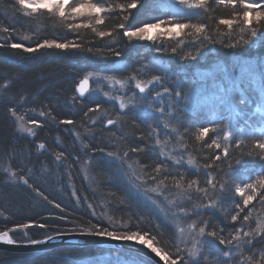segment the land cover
I'll use <instances>...</instances> for the list:
<instances>
[{
	"label": "snow or ice",
	"instance_id": "6c2138e0",
	"mask_svg": "<svg viewBox=\"0 0 264 264\" xmlns=\"http://www.w3.org/2000/svg\"><path fill=\"white\" fill-rule=\"evenodd\" d=\"M213 3L218 7L222 6L223 9L231 10L228 18H219L213 21L217 25L215 29L206 25L203 19L205 17L211 18L209 13L215 11L210 0H173L167 7L165 15H153L139 25H133L129 22V17L135 15L131 10L139 11L146 5L150 9L159 6L149 2V0H15L13 8L24 17L29 19L46 17L52 21L54 29L62 28L66 33H72L73 36L69 38L67 35H62L59 39L46 38L42 43H37L35 47H32L31 43L25 46L20 42H7V37H0L5 41L0 43V48L22 49L23 52L30 54L41 49H56L62 52L87 51L94 56H98L104 49H107L109 55L120 57L122 53L117 49V45L126 39L128 42L133 40L152 41L155 51L167 53L170 50L173 54L180 55L181 60L188 61L197 60L198 57L203 58L205 50L210 52V46L217 44L222 47L237 49L259 40L264 45V0H213ZM194 18L195 22H193ZM110 20L121 22L109 27L107 22ZM81 29L90 30L92 36L99 41H105L107 38V42L86 44L80 36ZM161 29L162 31L156 32V30ZM120 30H123L122 33ZM0 32L8 33L9 28L0 27ZM183 37H190L191 39H184ZM161 38H167L173 43H157ZM23 39L30 41L31 37L24 36ZM178 49L180 50L179 53ZM100 58L105 59L106 57L100 56ZM137 64V67L124 65L118 74L110 75L107 71L99 70L88 72L75 91L78 93V97L82 98L89 91L86 86L90 81H98L106 85L108 90L103 91V95L106 101H114L119 105V112L116 114V119H107L106 124H104L105 128L117 125L121 120L131 119L129 113L137 107H142L146 101L148 109L160 114L159 117L152 118L157 122L155 126L152 123L148 124L150 129L148 136L155 140V147L159 148L160 162L151 169V172H148L146 171L147 165L140 164L139 169H137V166L129 158L128 151L121 153L116 148L108 151H105V148L94 149V151L105 153L107 160L104 162L115 164L117 170L128 180L129 191L127 196H122L120 199L121 205L129 206L126 212L127 222L121 218L117 224L107 212L103 216H98L95 206L85 200L87 207L92 209V216L97 217V219H107V226L103 224L98 226L95 223H90L88 226L81 225L79 234L106 237L114 241H130L142 245L148 249L152 257H149L148 260H140L139 264H149V262L151 264H264V246L257 248L258 244L264 245V217L257 218L255 226L252 227L253 209L256 206L249 207L254 200H257L259 205L264 207V127L260 128L261 137L249 142V146L242 130L235 128L232 123L235 117L247 116L248 119H251L256 113H260L262 123H264V83L260 88L259 104L255 112L249 113L244 110L235 111L233 109L227 116L221 115L226 104H235L236 94L232 92L229 96L217 95L216 98L219 101L217 109L219 111L216 115L218 119L208 120V123L213 126L191 124L186 127L187 121L175 113H183L187 110L189 100L194 93L201 89L227 92L230 91L232 85L228 84L227 81L217 80H213L211 85L207 82H189L191 87L188 91H184L182 81L175 80L170 85V75L151 74L148 72L149 65L142 61H137ZM147 75H150V78H146ZM262 79H264V75H262ZM9 86L8 83L4 84L5 88ZM132 89L135 91H132V95L128 96L127 92ZM137 92L139 96H137ZM78 97L73 96V101H78ZM165 98H167L166 107ZM23 100L22 97L21 103ZM153 100L158 101V103L154 104ZM239 103L247 105L249 98L241 95ZM8 110L15 118L19 132L27 133L29 136L37 135L32 127H27L22 123L25 121V117L19 115L15 108L9 107ZM88 112L100 113L99 117L92 120V124L96 125L102 123V118L107 113V109L102 111L101 104L98 103L95 108H89ZM88 112H85L84 115L87 116ZM39 115L48 117L51 113L41 111ZM247 122L245 120V123ZM29 123L35 125L36 128L41 127V124L36 120H31ZM59 123L70 125L73 124V120L62 119ZM160 125L166 130L163 139L159 131ZM237 132L240 133L239 138H235ZM210 133L213 135L209 136ZM74 135L77 136L78 140L81 139L78 133H74ZM114 135L116 134L114 133ZM188 135L194 138L201 150L207 148L211 152L208 154L201 152L204 159L202 166L194 156L189 154L186 163L189 169H195L194 172L188 169L170 168L167 164L169 160L172 165H180L181 168L185 163L182 154L176 156L173 153L177 151L183 153L187 150L186 138ZM173 138L174 145H179V149L173 146L169 150L167 146ZM119 139L124 140L125 137L119 136ZM89 143H84L83 149L93 151V149H89ZM38 147L44 149L46 145L41 143ZM233 149L238 153V157L235 159L236 164H240L243 156L260 162L259 171L255 173V179L248 177L247 182L239 179L241 175H246L252 170L245 169L240 172L234 168L232 162ZM143 150L138 146L130 148L132 153H139ZM62 155L63 153H57L56 160L60 161ZM88 159L93 160L92 157H88ZM224 163H227V170L223 167ZM0 171L7 173L4 178L5 182L15 183L19 180L31 189L37 197H41L48 204L59 209L60 213L65 212L64 207L59 203H54L23 175L18 177L17 172L13 171L11 167H5ZM31 171L29 169L30 173ZM45 171L47 170L45 169ZM200 176L205 177L203 183L199 180ZM188 177L196 178L188 179ZM148 180L154 181V186H149ZM169 180L177 190L176 197L173 199H169L165 194ZM141 187L146 191L155 193L154 197H147V199L169 219L174 229L170 235L163 231L151 233L141 228L145 218L142 215L138 217L136 213L131 211L130 207L131 198H134ZM193 191L197 195L194 196ZM230 191L234 192L235 196L240 197L241 200H230L228 196ZM156 197H164L167 205L162 207L161 201L157 200ZM205 200L207 203H204ZM80 203L77 200V206ZM228 203L236 209L234 214L225 207ZM205 209L220 212L226 220L230 219L233 225L240 219V224L230 229L225 236L223 228H217L211 220L205 218ZM241 213H244L242 219ZM0 215L3 214L0 213ZM193 217L196 219H192ZM55 218L64 219L59 215H56ZM133 220L136 221L137 230H133L131 227ZM33 223L37 228L49 227L45 223L33 221L20 224L18 228L23 231L31 228ZM246 226L249 230H245ZM15 231H17L16 228L0 232V242L5 245L19 243L10 235V232ZM72 231L73 229H68L67 233ZM63 234L66 233H58V235ZM165 235H169L167 245L161 243ZM53 238V236H48L47 241ZM25 239L30 245L46 243L45 240L31 238L27 233H25ZM32 264H41V262L34 260ZM59 264H73V262L61 260Z\"/></svg>",
	"mask_w": 264,
	"mask_h": 264
},
{
	"label": "trees",
	"instance_id": "16d2710c",
	"mask_svg": "<svg viewBox=\"0 0 264 264\" xmlns=\"http://www.w3.org/2000/svg\"><path fill=\"white\" fill-rule=\"evenodd\" d=\"M149 2L155 3L159 7L150 9L146 6L139 11L136 9L131 10L135 14L129 17L131 24L139 25L153 15H165L167 7L173 0H149ZM210 3L215 11L209 13L211 18L205 17L203 19L206 25L215 29L217 25L213 21L219 18H228L231 10L216 6L213 0H210ZM14 4L15 0H0V27L9 28L8 33L0 32V37H7V42H20L25 46L31 43V46L35 47L37 43H42L46 38L59 39L62 35H67L69 38L73 36L72 33H66L62 28L54 29L52 21L46 17L35 19L24 17L13 8ZM119 22L121 21L110 20L107 23L109 27H112ZM193 22H195V18ZM220 27L223 28V26ZM120 31L122 33L123 30ZM224 31H227V29H224ZM24 36L31 37V40H24ZM80 36L86 44H103L107 42V38L105 41H99L92 36L90 30L86 29L80 30ZM183 38L191 39L190 37ZM4 42L3 39H0V43ZM157 43L173 42L167 39L165 42ZM129 45L134 46L135 49L128 50ZM139 46L142 45L135 44L133 41L128 42L126 39L122 40L117 45V49L122 53L120 57L109 55L107 49H104L98 56H94L87 51L62 52L56 49H41L36 53L30 54L23 52L22 49L0 48V169L11 167L13 171L17 172L18 177L23 175L35 187L41 189L54 203H59L65 208V212L60 213L59 209L48 204L41 197H37L31 189L19 180L15 183L5 182L4 178L7 173L0 171V213L3 214L0 215V232L13 228L19 229L18 226L20 224L33 221L49 225L46 228H37L35 223H33V226L29 229L10 232V235L15 240L27 242L25 233L31 238L43 240L48 236L58 235L60 232L68 234V229H73L71 233H79L81 225L88 226L90 223H95L98 226L101 224L107 226V219H97V217L92 216V209L87 207V203H92L95 206L98 216H103L107 212L117 224H119L121 218L127 222L126 212L129 206L121 205L120 199L122 196H127L128 185H125L124 180L122 181L121 177L117 175L115 164H106L104 162L107 160L105 153L94 151V149L98 148H105V151L113 149L108 143H105L110 130L104 127V120H102V123L94 125L92 120L96 119V112H88L89 108H95L98 103L101 104L102 111L106 107L103 106L102 101L98 97L85 96L81 99L75 93L78 83L88 72L99 70L107 71L110 75L118 74L124 65L137 67V61H142L144 64L149 65V73L163 75L164 72L171 76L169 82L182 81L183 90L185 91L191 87L189 82L206 81L200 79V75L196 73V70L213 71L215 77L212 73L210 76H213V78H207L212 84L213 80L220 81L223 76L221 74L222 69H232V80L228 81V84L232 85V87L230 91L222 92V94L229 96L234 92L236 94V102L231 105L226 104V106L233 107L235 111L255 112L259 104L260 88L262 83H264V79H262V75H264V72H262L264 70V45L259 40H256L251 45H245L237 49L222 47L219 44L210 46L211 51L205 50L203 58L198 57L197 60L188 61L181 60L180 55L173 54L170 50L167 53L157 52L154 50L153 44H151L149 52L145 49L136 50L140 48ZM179 51L178 49V53ZM100 56L106 58L102 59ZM99 64H105L106 66H99ZM146 78H150V75H147ZM5 83L10 86L5 88ZM222 94L214 91V98L204 101L195 108L185 110L183 113H175V115L187 121L186 127L191 124L211 127L213 125L209 124L208 120L218 119L216 113L219 111L217 109L219 101L216 97ZM241 95L249 98L247 105L239 103ZM73 96H77L78 101H73ZM137 96H139L138 93ZM22 97L24 98L23 103H21ZM152 102L155 104L154 101ZM164 103L166 107V101ZM146 104L147 102L145 101L142 107L133 109L129 113V116L132 117L131 119L121 121L124 123V128L129 135V139L126 141L128 142L126 150L130 152V148L135 146L144 149L142 152L135 154L138 163L147 164L149 169L150 166L156 163V157H152L150 154L154 151V143L153 138L148 136L150 131L148 124L152 123L155 126L156 121L152 118L159 116L155 115L156 113L152 110L150 111L152 112L151 115L146 114V112L140 113L139 109L142 111L148 109ZM9 107L15 108L19 115L26 116L28 120H36L41 124V127L35 129L37 135L33 139L17 135L14 129L13 116L8 110ZM41 111L51 113V115L42 117L39 115ZM230 111L232 110L225 109L224 106L221 115L227 116ZM85 112H88L87 116L84 115ZM200 113L203 114L198 115ZM53 117L55 118L54 120ZM108 117L116 119V115L113 113L108 114ZM62 119H72L73 124H60L59 121ZM245 120L248 122L245 123ZM232 123L235 128L242 130L246 143L261 137L260 128L264 127L260 113H256L251 119H248L247 116L242 118L235 117ZM80 125L85 128L83 127L82 129ZM89 129H91V132H89ZM83 130L86 131V134L80 139L82 148H79L80 144L77 143L74 133H78L81 136ZM159 131L162 133L160 135L163 139L164 132L160 129ZM181 131H183V128H181ZM212 135V133L209 134V136ZM141 136L143 138H140ZM239 137L240 133H235V138ZM89 141L91 142L89 143ZM41 143L46 145L44 149L38 147ZM84 143H89V149H93V151L83 149ZM186 143L188 145L187 150L183 153L178 151L179 156L183 155L185 163L182 168L180 165H176L173 168L188 169L194 172L195 169H189L186 164L189 154L194 156L202 166L204 159L201 152L208 154L211 150L207 148L201 150L191 135L187 136ZM57 153H63L60 161L56 160ZM81 153L87 154L86 160L90 165L92 177L88 180V184L84 182L75 167V165L83 161ZM99 155H104L106 158ZM88 157H92L93 160H89ZM237 157L238 153L233 149L232 162L235 169L240 172L245 169L252 170L247 172L246 175H241L239 179L245 182H247L248 177L255 179V173L259 171L260 162L243 156L240 164H236L235 159ZM223 167L227 170V163H224ZM29 169L32 170L31 173ZM148 172H150V169ZM55 173L57 176L53 178ZM60 175L62 176L61 179L58 178ZM191 178L196 177H188V179ZM204 179L205 177L203 176L199 177L201 183H203ZM170 182V180L167 182L168 185ZM68 184L73 188V196L68 195L66 192L65 186ZM154 184L155 182H153ZM168 192V188H166L165 194H168ZM112 193H115V195H112ZM194 193L193 191V195ZM97 194L102 196L105 201L103 205L105 206L100 204L102 207H99V200L96 201L95 198H92V196ZM228 196L230 200H241L240 197L235 196L234 192L231 191ZM157 198L163 199V197ZM77 200L81 202L79 206H77ZM85 200H87V203H85ZM253 205L256 207L253 209L252 227L255 226L257 218L264 217V207H261L257 200H254L249 207L252 208ZM130 207L131 211L136 213L138 217L142 215L145 218L144 223L141 225L143 230L151 233L163 231L169 235L173 232L166 222L157 217L158 213L151 208L150 202L142 199L138 194L131 198ZM225 207L229 208L232 214L236 211L230 203L226 204ZM205 213V218L211 220L214 226L224 229L225 236L230 229L240 224V219L233 225L230 219L226 220L224 215L215 210L205 209ZM243 214L241 213V219ZM56 215L62 216L64 219H56ZM193 218L196 219V217ZM131 227L133 230H137L135 220L131 222ZM245 230H249L247 226ZM169 235H165L164 240L161 241L162 244H168ZM262 246L264 245L258 244L257 248ZM111 254L117 255L124 260H129L134 264H139L140 260H148L146 257L130 251L99 246H84L60 247L38 253L0 250V264H32L34 260L40 261L41 264H59L61 260L72 261L73 264H76L77 261L83 259H95Z\"/></svg>",
	"mask_w": 264,
	"mask_h": 264
},
{
	"label": "rangeland",
	"instance_id": "374dc122",
	"mask_svg": "<svg viewBox=\"0 0 264 264\" xmlns=\"http://www.w3.org/2000/svg\"><path fill=\"white\" fill-rule=\"evenodd\" d=\"M147 6V5H146ZM159 31H162V29L161 30H156V32L158 33ZM154 35L156 34V33H153ZM165 41H167V38H161L159 41H157V42H165ZM133 42L135 43V44H140V45H142V46H139L140 48H137L136 50H147L148 52L151 50V44H153V42L152 41H135V40H133ZM132 47H134V46H131V45H129V49L128 50H134L135 49V47L132 49ZM139 51V52H140ZM153 52V51H152ZM96 65V64H95ZM99 66H106L105 64H99ZM201 69H205V68H201ZM149 70V69H148ZM197 72V74H199L200 75V79H204V80H206L205 82H207L209 85H211V82H210V80H208L207 78H213V76L215 77V74L213 73V71H210V70H208V71H206V72H204V70H196ZM213 73V76L211 77L210 76V74H212ZM165 73L163 72V75H164ZM221 74L223 75L222 77H221V79H220V81H230V80H232V69L230 70V69H222L221 70ZM193 75V74H192ZM230 76V77H229ZM85 77V76H84ZM84 77L82 78V79H84ZM81 79V80H82ZM201 83H204V82H201ZM169 84L171 85L172 84V82H169ZM88 89H89V91H87L86 93H85V96H89V97H91V98H95V97H98L99 98V100L100 101H102V103H103V106L104 107H106V109H107V113L103 116L104 117V119L102 118V120H104V122H103V125L104 124H106V121H107V119L109 118L108 117V114H110V113H113L114 115H116L118 112H119V105L118 104H116L114 101L113 102H109V101H106V98L104 97V95H103V91H107L108 89H107V87H106V85H104L102 82H98V81H90L89 82V86H88ZM179 90V89H178ZM189 89H186L185 91H188ZM132 91H135L134 89H132V90H130V91H128L127 92V95L128 96H131L132 95ZM138 93V92H137ZM139 94V93H138ZM219 94H222V92H219ZM77 95V94H76ZM223 95V94H222ZM212 98H214V91H211V90H206V89H201L199 92H197V93H194L192 96H191V98H190V100H189V105H188V108H187V110H189L190 108H195V107H197V106H199L201 103H203L204 101H207V100H210V99H212ZM166 100V103H167V98H165ZM155 103H158V101H155V100H153ZM181 106L183 107V104H181ZM139 109V108H138ZM225 109H228V110H233L234 108L233 107H231V106H226L225 105ZM140 110V113H145L146 112V114H152V112H150L151 111V109H147V110H144V111H142L141 109H139ZM155 115H157V116H159L160 114L159 113H156ZM30 116H32L31 114H30ZM100 116V113H96V117L95 118H97V117H99ZM35 117V116H34ZM13 121H14V129H15V132L17 133V135L18 136H22V137H26V138H29V139H33L34 138V136H29V135H27V133H21V132H19L18 130H17V122H16V120H15V118L13 117ZM31 120H28L27 118H26V116H25V121L24 122H22V123H24L25 124V126H27V127H32L34 130L36 129V127H35V125H32V124H30L29 122H30ZM157 123V122H156ZM80 127H82L81 125H80ZM84 127V126H83ZM83 127H82V129H83ZM85 128V127H84ZM109 130H110V132H109V136L108 137H106L107 139H105V143H108V145L111 147V148H116V149H118L121 153H123L124 151L123 150H126V146H127V143L128 142H126L127 141V139H129V135H128V133L126 132V129L124 128V123L122 122V121H120L117 125H114V126H108L107 127ZM110 128H113V129H110ZM160 130L162 131V132H165L166 130H164L163 129V126L162 125H160ZM114 133L116 134V135H114ZM85 134H86V131L85 130H83L82 132H81V138H83L84 136H85ZM160 134H162V133H160ZM119 136H124L125 137V139L124 140H121V139H119ZM96 137V136H95ZM98 137V136H97ZM76 141H77V143H79L80 144V140H78L77 139V136H76ZM152 141V140H151ZM124 143H126V144H124ZM150 143H152V142H150ZM153 143H154V151L152 152V153H150L151 154V156L152 157H156V163H154V165L153 166H150V172H151V169L152 168H154L155 167V165L158 163V162H160V157H159V148H156L155 147V140L153 139ZM173 146H175V147H177V149H178V145H174V138H173V140L172 141H170V143H169V145L167 146L168 147V149L170 150ZM79 148H82V145L80 144V146H79ZM127 151V150H126ZM128 153H129V158L131 159V161L134 163V165L135 166H137V169H139V163H138V161H137V158H136V154L135 153H132L131 151L129 152L128 151ZM82 154V157H83V161L80 163V164H77V165H75V167H76V170H77V172L79 173V175L82 177V179L84 180V182L85 183H87L88 184V180L92 177L91 176V171H90V165H89V162L86 160V156H87V154H84V153H81ZM174 155H176V156H179L178 155V151L177 152H175V153H173ZM99 156H102V157H104V158H106L104 155H99ZM167 164L170 166V168H173L174 166H176V165H172V162L169 160V161H167ZM187 164V163H186ZM145 165V164H144ZM147 165V164H146ZM115 167H116V165H115ZM187 167H189L188 165H187ZM149 169H146V171H149ZM116 173H117V175L118 176H120L121 177V179H122V181L124 180V184L125 185H128V188H129V184H128V180H127V178L126 177H124L118 170H117V167H116ZM152 174H154V173H152ZM55 176H57V174L55 173L54 174V176H53V178H55ZM58 178H62V176L60 175ZM192 179V178H191ZM171 181V180H170ZM153 182L154 181H152V180H148L147 181V183H148V185L149 186H154L153 185ZM65 188H66V192L68 193V195H72V193H73V188L68 184V185H66L65 186ZM168 194H166L168 197H169V199H173V198H175L176 197V193H177V190L172 186V182H170L169 183V185H168ZM133 191L134 192H136V190L135 189H133ZM59 194V193H58ZM137 194L142 198V199H144V200H148V202H150V206H151V208L153 209V210H155L157 213H158V216L157 217H159L162 221H164V222H166V224L173 230V232H174V229L172 228V226H171V224H170V222H169V219H167L166 217H165V215L159 210V209H157V208H155L153 205H152V203H151V201L149 200V199H147V197H154V195H155V193H153V192H151V191H146L143 187H141L139 190H138V192H137ZM196 193H194V195H195ZM151 195H153V196H151ZM197 195V194H196ZM73 196V195H72ZM72 198V197H71ZM92 198H95V200L96 201H98L99 200V202H98V204L100 205H103L104 204V199L102 198V196H99L98 194L96 195V196H92ZM156 199L157 200H159V201H161V203H162V207H164V206H166L167 205V201H165L164 200V197H163V199H159V198H157L156 197ZM205 202H207L206 200L204 201V203ZM98 205V206H99ZM99 206V207H102V206ZM103 206H105V205H103ZM194 219V218H193ZM17 231L19 232L20 230L19 229H17ZM189 244H190V242H189ZM134 264L133 262H131V261H129V260H124L123 258H120L119 256H117V255H108V256H106V257H98V258H95V259H83V260H80V261H77V263L76 264Z\"/></svg>",
	"mask_w": 264,
	"mask_h": 264
},
{
	"label": "water",
	"instance_id": "95a60500",
	"mask_svg": "<svg viewBox=\"0 0 264 264\" xmlns=\"http://www.w3.org/2000/svg\"><path fill=\"white\" fill-rule=\"evenodd\" d=\"M88 86L89 84L86 87L88 88ZM76 94L78 96V93ZM84 97H82L81 99H83ZM53 237L54 238L50 241H47V238L43 239L46 241V243L42 245H30L28 243L5 245L2 242H0V250L10 251V252H21V253H36V252L48 251L60 247L99 246L108 249L134 252L146 257L147 259L149 257H152V254L148 251V249L144 248L142 245L135 244L134 242H130V241H114L106 237L80 235L79 233L54 235ZM153 259L156 258L153 257Z\"/></svg>",
	"mask_w": 264,
	"mask_h": 264
},
{
	"label": "bare ground",
	"instance_id": "6f19581e",
	"mask_svg": "<svg viewBox=\"0 0 264 264\" xmlns=\"http://www.w3.org/2000/svg\"><path fill=\"white\" fill-rule=\"evenodd\" d=\"M76 89V88H75ZM19 243H22V244H25V243H27V242H19ZM73 247H78V246H73ZM51 250H53V249H51ZM44 252V251H43ZM36 253H38V252H36Z\"/></svg>",
	"mask_w": 264,
	"mask_h": 264
}]
</instances>
